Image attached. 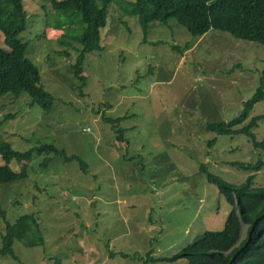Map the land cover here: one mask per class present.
I'll use <instances>...</instances> for the list:
<instances>
[{
	"label": "rangeland",
	"instance_id": "rangeland-1",
	"mask_svg": "<svg viewBox=\"0 0 264 264\" xmlns=\"http://www.w3.org/2000/svg\"><path fill=\"white\" fill-rule=\"evenodd\" d=\"M51 1L23 0L28 24L20 37L28 45L26 55L39 67L41 84L55 97L53 105L49 110L31 105L27 92L0 94V141L19 151L53 144L78 156L88 169L83 172L76 160L35 154L28 178L0 184V234L5 223L25 214H33L37 222L25 240L12 245L14 253L0 254V264H75L73 258L101 264L104 252L113 254L106 264L123 262L118 240L127 241L134 234L117 237L126 229L113 210L103 208V198L115 192L112 179L132 183L124 192L139 197L148 191L142 180L153 177V199L162 197L155 204L163 210L157 215L162 232L153 234L155 258L178 252L202 231L220 230L230 205L214 184L206 182L198 165L240 184L252 172L229 162L264 161V149L255 148L244 133L207 130L205 122L241 112L259 83L264 46L217 29L193 37L174 20L151 22L144 36L137 16L122 11L134 0H112L105 9L100 48L84 56L87 79L81 93L71 64L79 47L72 38L82 28L55 10ZM61 33L66 36L61 38ZM185 43L187 49H172ZM0 47L6 48L1 31ZM261 113L264 98L253 104L245 122ZM119 115H126L116 127H126L123 139L102 118ZM252 130L255 139L262 140L264 118ZM213 138V145L207 146ZM110 148H120L130 161L116 160L112 167H103L105 159L116 157L103 153ZM47 157L50 162L42 167ZM8 165L20 170L23 163L11 160ZM262 185L264 166L253 180L254 187ZM245 232L243 224L240 240ZM145 257L139 250L135 260L124 262L186 264L183 258L166 262Z\"/></svg>",
	"mask_w": 264,
	"mask_h": 264
},
{
	"label": "trees",
	"instance_id": "trees-1",
	"mask_svg": "<svg viewBox=\"0 0 264 264\" xmlns=\"http://www.w3.org/2000/svg\"><path fill=\"white\" fill-rule=\"evenodd\" d=\"M112 0H52V7L62 12L68 21L77 22L82 28L72 40L79 44L77 55L71 64L74 76L79 80V89L83 93L86 75L82 63L87 52L100 48V30L105 24V9ZM124 13L137 16L146 36L149 24L157 21L167 24L174 20L182 25L193 37H200L210 29H217L232 35L237 40L259 43L264 46V0H134ZM28 15L23 0H0V31L3 44L0 47V94L11 92L18 96L22 92L29 94V103L38 104L49 110L55 99L54 95L41 84L38 65L26 55L27 43L22 41L20 34L26 29ZM61 38L66 36L60 34ZM145 41V38H144ZM172 45V49L182 51ZM69 55L67 51L61 52ZM264 98V64L261 69L259 83L253 94L244 102L239 114L224 120L205 122L207 130L218 134L244 133L255 148L264 149V138L257 141L252 128L257 125L264 113L251 116L247 122L253 104ZM126 115L116 117L102 116L110 126L117 127ZM118 127L121 139L122 130ZM215 138L207 141L212 146ZM52 154L65 162L77 161L83 172L87 165L76 155L66 154L53 144L41 143L26 151L12 149L6 141H0V184L17 182L28 178V164L35 154ZM51 157L41 162L47 167ZM17 160L23 163L20 170H12L8 163ZM230 165L252 172L240 184L225 181L220 176L206 170L205 165H198L206 182L214 184L223 195L230 209L226 214L220 230L202 231L200 237L186 244L178 252L165 257H151L153 261L172 262L183 258L186 264H264V185L253 186L255 173L264 166L258 159L254 163L229 162ZM33 214H25L15 222L5 223L0 234V254L14 253L12 245L17 240H25L33 227L37 225ZM243 224H246L245 236L240 240ZM113 254L108 253L109 257ZM122 257L131 255L120 252ZM143 258V257H140Z\"/></svg>",
	"mask_w": 264,
	"mask_h": 264
},
{
	"label": "crops",
	"instance_id": "crops-1",
	"mask_svg": "<svg viewBox=\"0 0 264 264\" xmlns=\"http://www.w3.org/2000/svg\"><path fill=\"white\" fill-rule=\"evenodd\" d=\"M103 153L116 156L109 157V160L105 159V162L101 163L103 167H112V161L116 160L121 161L128 159V161H130L128 157L121 155L120 148L103 149ZM140 153V151H136L138 156ZM142 181H145L148 191H143L138 197L136 195H127L124 192L126 191V187L132 185V183L124 184L118 179H112V186L114 187L115 192H113L112 195L103 198V208L113 210L120 218L119 222L121 228L126 229V232H119L117 237L124 238L125 234H134V236L127 239V241L118 240L117 251H119V253H127L131 256L122 257L120 255V259H122L123 262H115V264H126V262H124L125 259H127L126 261L135 260L136 254L139 250L144 251L146 259H149L148 256L153 257V234L157 233L158 236H160V233L162 232V218L157 215H161L163 210L161 207H158L159 205L155 204L157 202L160 203L162 197L160 196L153 199V177ZM120 186L123 187V189H121ZM120 189L121 191H119ZM92 199L93 197L87 200V204L90 206L93 204ZM188 223L183 227L184 231L187 230L186 226H188ZM139 238H143V240L140 241L141 244L139 243L136 245L139 242ZM105 249H107V247H105ZM91 256L93 258V250H91ZM109 260H112V257H109L108 254L104 252L101 258V264H106ZM72 262L75 264H95L93 259L90 262H84L82 259L77 260L76 258H73Z\"/></svg>",
	"mask_w": 264,
	"mask_h": 264
}]
</instances>
